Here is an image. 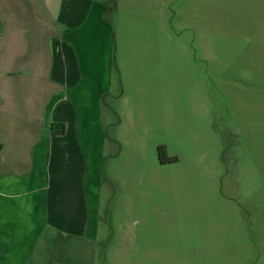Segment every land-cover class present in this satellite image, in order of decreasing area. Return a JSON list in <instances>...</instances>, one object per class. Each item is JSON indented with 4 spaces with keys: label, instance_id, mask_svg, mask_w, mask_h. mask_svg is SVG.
Listing matches in <instances>:
<instances>
[{
    "label": "rangeland",
    "instance_id": "rangeland-1",
    "mask_svg": "<svg viewBox=\"0 0 264 264\" xmlns=\"http://www.w3.org/2000/svg\"><path fill=\"white\" fill-rule=\"evenodd\" d=\"M100 10L118 124L89 162L86 238L46 264H264V0L79 8Z\"/></svg>",
    "mask_w": 264,
    "mask_h": 264
},
{
    "label": "crops",
    "instance_id": "crops-1",
    "mask_svg": "<svg viewBox=\"0 0 264 264\" xmlns=\"http://www.w3.org/2000/svg\"><path fill=\"white\" fill-rule=\"evenodd\" d=\"M82 1L0 0V264H46L53 239L86 238L89 162L119 92L114 39Z\"/></svg>",
    "mask_w": 264,
    "mask_h": 264
},
{
    "label": "trees",
    "instance_id": "trees-1",
    "mask_svg": "<svg viewBox=\"0 0 264 264\" xmlns=\"http://www.w3.org/2000/svg\"><path fill=\"white\" fill-rule=\"evenodd\" d=\"M63 127H64L63 124H53L51 127V132L54 134H61V133H63ZM157 156H158V160L161 164L173 162V160L168 161L166 158H164L162 146L158 147Z\"/></svg>",
    "mask_w": 264,
    "mask_h": 264
}]
</instances>
